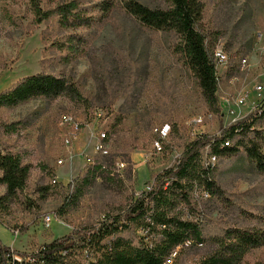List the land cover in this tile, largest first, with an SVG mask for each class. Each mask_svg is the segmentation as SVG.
Here are the masks:
<instances>
[{"label": "rangeland", "instance_id": "obj_1", "mask_svg": "<svg viewBox=\"0 0 264 264\" xmlns=\"http://www.w3.org/2000/svg\"><path fill=\"white\" fill-rule=\"evenodd\" d=\"M69 1L42 0V5L52 9ZM78 1L93 17L89 28L65 27L57 16L33 28L28 0H0V93L26 76L46 72L71 78L87 100L37 98L0 109L1 121L23 122L14 133L0 132V152L18 153L32 165L24 192L30 201L0 211V240L26 255H16L24 261L46 243L75 231L86 235L103 215L124 210L156 175L175 166L197 136L219 135L264 100L256 89L264 84V0H202L198 27L207 36L209 53L213 56L221 45L229 56L227 65L215 61L220 112L210 107L186 65L177 35L141 26L125 12V0ZM139 1L151 8L169 4ZM104 2L116 8L104 13ZM70 35L77 52L62 48ZM77 35L87 39L86 48ZM244 95L246 101L238 104ZM65 116L81 125L76 134L63 122ZM255 127L246 137L264 154V115ZM104 131L112 132L109 142ZM159 137L162 144L156 143ZM99 144L106 145L112 159L124 162V168L114 167V183L98 178L84 186L78 202L67 206L70 183L80 184L102 158ZM208 161L215 165L216 192L211 198L189 193L190 204L183 200L175 207L184 218L201 215L204 244L184 249L173 264H201L219 248L218 239L229 244L233 231L264 228V173L246 147ZM5 190L0 187V196ZM241 264H264V246L251 249Z\"/></svg>", "mask_w": 264, "mask_h": 264}, {"label": "trees", "instance_id": "obj_2", "mask_svg": "<svg viewBox=\"0 0 264 264\" xmlns=\"http://www.w3.org/2000/svg\"><path fill=\"white\" fill-rule=\"evenodd\" d=\"M168 3L167 8H151L139 0H125L122 7L141 26L171 32L180 38L179 50L186 65L197 79L210 107L220 112L219 77L214 52L213 56L209 53L207 36L198 27L204 4L202 0H168ZM28 6L33 16L30 23L33 28L42 23L48 24L56 16L63 26L75 30L89 28L93 24L88 8L78 0L59 3L52 9L44 8L42 0H28ZM115 8L112 2L100 4L104 13ZM77 36V40L83 42V48H86L87 39L82 35ZM62 42L65 44L63 49L78 51V46L73 45V35ZM61 96L76 102L87 101L71 78L40 72L22 78L13 87L1 92L0 109L14 108L37 98L50 100ZM263 115L264 100L246 117L222 129L219 135L197 136L185 148L175 166L156 175L151 188L138 193L124 210L103 215L97 227L86 235L80 236V231H75L74 234L80 236L78 240L72 234L46 243L32 255L36 264H164L169 259L173 264L184 249L202 246L204 237L201 215L189 213L184 218L181 213H175V207L183 200L190 204L189 193L202 195L203 191H207V197L211 198L212 193L216 192L213 179L215 165L208 161L215 155L217 158L225 156L245 146L248 155L264 173V154L252 138L246 137L248 133L255 132V123ZM22 124L21 121L5 123L0 120V132L14 133ZM111 136L112 132L107 131L105 142H109ZM157 142L162 144L164 140L159 137ZM101 155L102 158L97 159L88 169L80 184L70 183L67 206L70 203L75 205L84 194V186L88 187L98 178L107 183L115 182L113 170L117 166V159H112L109 153ZM204 159L211 166L206 165ZM31 170L32 165L25 162L20 154L0 152V187L6 189L0 196V211L27 199L24 192ZM137 231L142 233L140 237ZM232 236L229 237V244H225L224 239H218L219 248L201 264H241L251 249L264 246V228L256 231L238 229L233 231ZM84 251L90 254L89 259L84 257ZM16 255L26 257L0 240V264H11ZM75 255L78 260L71 261Z\"/></svg>", "mask_w": 264, "mask_h": 264}, {"label": "built area", "instance_id": "obj_3", "mask_svg": "<svg viewBox=\"0 0 264 264\" xmlns=\"http://www.w3.org/2000/svg\"><path fill=\"white\" fill-rule=\"evenodd\" d=\"M214 59H215V61H216V63L218 65H227L228 60H229V56H228L227 51L225 50V48L223 46L217 45V47H216V49L214 51ZM245 60L246 59H244L243 62H245ZM256 89H257V93L261 97V99H264V84L258 85ZM245 95H247V93ZM245 95L240 97V99L238 101V104H244V102L246 101V99L248 97V96H245ZM103 113L104 112L102 111V109L98 110V114L99 115H102ZM63 122L71 127V130H72L73 134H76L78 129L81 127V125L72 116H65L64 119H63ZM102 133H106L107 134V132H105V131L102 132ZM70 142H71L70 140H66L67 144H69ZM156 143L159 144V142H156ZM97 152H101V153H104V154L108 153V151L106 149V145L105 144H99V150H97ZM214 158H217V156L215 155ZM59 163L62 164V161H59ZM204 163L206 165L211 166V163H206L205 159H204ZM124 166H125L124 162H122V161H118L117 162V167L119 169L124 168ZM53 181H57V179L55 178V179H53ZM153 183H154V181H153ZM151 186L149 187V189L151 188ZM149 189H147V190H149ZM202 195H203V197L204 196H209V193L207 191H203ZM50 219H51V217H47L46 221L48 222V221H50ZM84 257L86 259H89L90 254L88 253V251H84ZM35 262H36L35 258H33L32 256L27 261H24L23 259L16 258V256H14L11 264H25V263L31 264V263H35ZM169 262L172 263V260L169 259V261L165 262L164 264H168Z\"/></svg>", "mask_w": 264, "mask_h": 264}, {"label": "bare ground", "instance_id": "obj_4", "mask_svg": "<svg viewBox=\"0 0 264 264\" xmlns=\"http://www.w3.org/2000/svg\"><path fill=\"white\" fill-rule=\"evenodd\" d=\"M105 136H106V133H102V137L105 138Z\"/></svg>", "mask_w": 264, "mask_h": 264}]
</instances>
